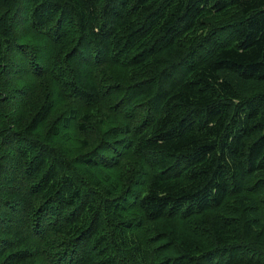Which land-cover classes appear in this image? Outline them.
I'll use <instances>...</instances> for the list:
<instances>
[{
	"label": "trees",
	"instance_id": "16d2710c",
	"mask_svg": "<svg viewBox=\"0 0 264 264\" xmlns=\"http://www.w3.org/2000/svg\"><path fill=\"white\" fill-rule=\"evenodd\" d=\"M0 264H264V0H0Z\"/></svg>",
	"mask_w": 264,
	"mask_h": 264
}]
</instances>
